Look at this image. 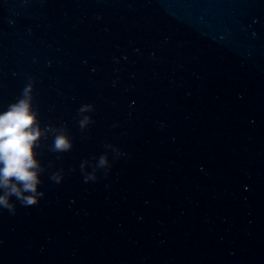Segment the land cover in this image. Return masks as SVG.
I'll list each match as a JSON object with an SVG mask.
<instances>
[{
  "label": "water",
  "instance_id": "1",
  "mask_svg": "<svg viewBox=\"0 0 264 264\" xmlns=\"http://www.w3.org/2000/svg\"><path fill=\"white\" fill-rule=\"evenodd\" d=\"M29 81L72 148L0 264H264V0H0V111Z\"/></svg>",
  "mask_w": 264,
  "mask_h": 264
},
{
  "label": "clouds",
  "instance_id": "2",
  "mask_svg": "<svg viewBox=\"0 0 264 264\" xmlns=\"http://www.w3.org/2000/svg\"><path fill=\"white\" fill-rule=\"evenodd\" d=\"M90 107V104H85L78 109V113ZM38 112V108L33 105L32 81L25 85L15 102L0 111V209L11 214L16 212L12 197L22 206L30 207L37 205L44 196V192L38 190L44 168L36 158L38 153L35 151L40 147L41 138L48 134L53 136L52 152L62 153L72 148L67 129L51 126L41 128ZM88 122V117L78 121L81 129ZM101 163H104L103 159ZM80 168L83 169L82 164ZM83 178L85 182L96 180L93 174L84 175ZM50 179L60 183L63 170L52 173Z\"/></svg>",
  "mask_w": 264,
  "mask_h": 264
}]
</instances>
